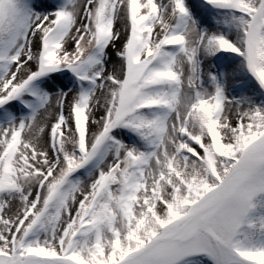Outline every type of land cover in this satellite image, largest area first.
Instances as JSON below:
<instances>
[{
    "label": "rangeland",
    "instance_id": "1",
    "mask_svg": "<svg viewBox=\"0 0 264 264\" xmlns=\"http://www.w3.org/2000/svg\"><path fill=\"white\" fill-rule=\"evenodd\" d=\"M44 1L53 7V24L37 32L31 56L21 59L31 43L23 39L24 19ZM60 2L0 0V84L9 69L16 74L0 85V264H19L27 255L61 256L74 264L116 262L163 224L210 199L233 157L264 154V0H208L217 7L199 11L208 24L196 16L195 0H87L80 26L68 35L69 8ZM117 3L121 37L118 50L112 49L120 55L129 45V63L103 90L89 131L83 96L97 81L88 79L95 70L85 69L87 58L105 48L110 28L102 21ZM169 34L192 44L176 51ZM166 36L170 40L162 42ZM144 37L152 42L140 51ZM52 69L70 74L43 78L63 80L49 88L47 99L66 97L48 120L39 114L42 93L30 81ZM72 70L78 79L83 75L79 86ZM15 93L30 111L10 100ZM167 94L176 110L166 119L160 150L148 151ZM222 106L238 111L231 122L228 111L218 120ZM34 121L38 132L52 123L43 149L29 146ZM125 264H264V165L239 168L214 207Z\"/></svg>",
    "mask_w": 264,
    "mask_h": 264
},
{
    "label": "bare ground",
    "instance_id": "2",
    "mask_svg": "<svg viewBox=\"0 0 264 264\" xmlns=\"http://www.w3.org/2000/svg\"><path fill=\"white\" fill-rule=\"evenodd\" d=\"M86 1L87 0H70V1H68L67 6L69 9H67V11H68L67 13L70 15V21L68 24V30L66 31V33L68 32L67 35L71 34L75 28L77 29L78 26H80L79 20H80V17L82 16V11L84 9V6L86 5ZM47 2L44 1L41 4H34L33 8L29 10L28 14L26 15V17L24 19L25 21H24L23 25H24V30H25L24 31L25 38L23 37V39L24 40L26 39L25 41L27 44H29V42H31V43L28 45V47H24L20 51L21 59L28 60V57L31 56L32 44H34V37L37 34V32H39L41 30V28H45V26L53 24V20L51 18L52 16L50 13V9L53 7L50 6ZM43 4H44V6L42 7L41 5H43ZM193 5H194L195 9L197 10L196 16L202 17V19H203V16L199 11L203 12L204 5H202L201 3H198V2H193ZM117 6H118V3L116 5V9H115V13H114L113 18H109V19L106 18V20L103 21L104 25H106L107 28H110V29H108V32L105 33V35H104V37H106V39H107V42L105 43V49H107V46H110L108 48V51H106V50H105L106 52L104 51L106 53V56L104 57V53L102 52L100 55V60L102 61V64H97L98 59L94 57L90 63V66H89V67L93 66V68H94L93 70H95V72L98 73L97 82L87 97V106H85V110H84V113L82 115L85 117V113H86V118L88 119L89 131H90L91 127L95 126V122L97 121V119L95 117L96 116L95 113H96V110L99 108V104L101 102V94H102L103 90H105L108 87V85L110 84L112 77L115 78L116 74L120 71L119 68L121 67V64H120V66L118 64L119 63V61H118L119 53L117 52L118 46H119L118 41L121 37L120 25H118L119 19H116V16L118 14ZM158 10L159 9L157 8V10H155L153 12H157ZM160 15L161 14L158 13L157 19H159ZM173 15L174 14H172V16ZM149 17L153 20L155 19L152 11L149 14ZM175 17L173 16V21L170 22L169 27L175 21ZM111 19L113 20V23L110 27V24H111L110 20ZM203 21H206L205 24H208L207 20L203 19ZM154 27H157V26H154ZM186 32H188V35H194L191 32V30L189 31L188 27L186 28ZM151 42H152L151 38L144 37L142 39V42H141L140 51L146 50ZM190 44H192V43L188 41L184 46L187 48L188 45H190ZM65 46L66 45H64L62 47V49L65 48ZM113 46L115 49L117 48V50H115V52H113V50H114V49H112ZM260 48L262 50H264V40L261 42ZM29 49H30V53H29ZM259 52H260L259 54H260L261 59L264 61V52L263 51H259ZM103 58H104V62H103ZM238 67L234 73L236 78L242 76V72H241L240 68H238ZM27 68H28V66L24 67V69H27ZM20 70H22V69H20ZM15 76H16V74H14V69L13 68L9 69L6 73L5 79L1 81V84L9 85L13 80H15ZM56 84H58V83L50 80L48 82H45L44 84L40 83L38 86V88H39L38 91L40 92V94L42 93V96H41L42 97V99H41L42 103L45 102V108L39 114L41 116H45L48 114L46 116L48 120L54 118V105L57 104L60 106H64L65 102H66V97H65L64 93H59V95H57L55 97V99H47L48 92H49V91H47V89L55 87ZM60 95H62L61 98H60ZM182 98L185 99L184 96H182ZM183 101L185 102V100H182L181 102L183 103ZM230 107H232V106H230ZM177 109L182 110V108H180V107H177ZM227 111L229 112V114L227 115V118H229V122H231L237 116L238 111L225 106L223 109L222 115L227 113ZM227 118H226V120H227ZM55 119L58 122V117L56 118V115H55ZM221 119L219 121H221ZM59 120H60V118H59ZM184 120H185V117L182 116L180 122L182 123ZM35 124H36V121L32 122L31 126H30L31 144L29 146L32 145L34 148L43 149L44 146H46L45 145V142H46L45 138L48 137L50 127H52V123H50L48 126H46V124H45L43 126L44 128H41L40 132H38L39 129H37V131L33 129L35 127ZM231 126L233 127V125H231ZM166 153L170 154V152H168V151ZM168 156H172V155H168ZM179 168L180 169H178V168L177 169L179 170L180 173H182L183 170L185 169V166L181 165ZM141 193H143V195H144L145 191H143V192L141 191L140 194ZM137 200H138V198H137Z\"/></svg>",
    "mask_w": 264,
    "mask_h": 264
},
{
    "label": "water",
    "instance_id": "3",
    "mask_svg": "<svg viewBox=\"0 0 264 264\" xmlns=\"http://www.w3.org/2000/svg\"><path fill=\"white\" fill-rule=\"evenodd\" d=\"M247 160H249L250 162H253V163H260V162H264V156L257 157V158H247ZM231 170H233V169H231ZM231 170H230V171L228 172V174L226 175L225 180H224V184H225L226 180L229 178V175H230V173H231ZM221 186L223 187L224 185L222 184ZM220 192H221V190H219L218 193H217V195H216L211 201H209V202L206 204V206H204L203 208L208 207V206H210L211 204H213V203L216 201V199L218 198V196L220 195ZM203 208L198 209V210L195 211L193 214H191V215L188 216L187 218L183 219L182 221H180V222L177 223L176 225L171 226V227L173 228V232L175 233V232H177L178 230H180V229L183 227V225H184V224H185V223H186V222H187L192 216H194L195 214L201 212V211L203 210ZM159 236H160V234L158 235V237L152 239L149 243H147L144 247H142L141 249L135 251L134 254H137V253H139V252L144 251V250H145V249H146V248H147V247H148L153 241L159 239V238H160ZM132 256H133V255H132ZM132 256H131V257H132ZM131 257H128V258H131ZM128 258L124 259L120 264H122V263H123L124 261H126ZM22 264H24V262H23Z\"/></svg>",
    "mask_w": 264,
    "mask_h": 264
}]
</instances>
